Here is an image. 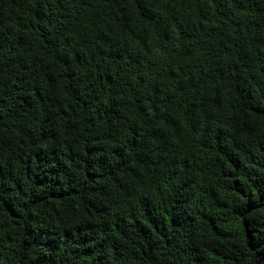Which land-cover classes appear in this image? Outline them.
Segmentation results:
<instances>
[{
  "label": "trees",
  "instance_id": "obj_1",
  "mask_svg": "<svg viewBox=\"0 0 264 264\" xmlns=\"http://www.w3.org/2000/svg\"><path fill=\"white\" fill-rule=\"evenodd\" d=\"M0 264H264V0H0Z\"/></svg>",
  "mask_w": 264,
  "mask_h": 264
}]
</instances>
